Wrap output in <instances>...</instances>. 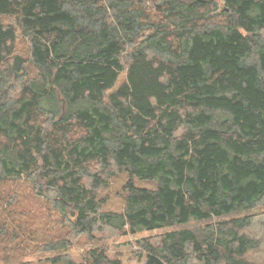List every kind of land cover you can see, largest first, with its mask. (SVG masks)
<instances>
[{
  "label": "trees",
  "instance_id": "16d2710c",
  "mask_svg": "<svg viewBox=\"0 0 264 264\" xmlns=\"http://www.w3.org/2000/svg\"><path fill=\"white\" fill-rule=\"evenodd\" d=\"M222 2L0 0L1 204L25 179L67 233L23 264H123L106 238L160 228L144 264H264V0ZM123 172V211H102ZM13 213L1 261L22 250Z\"/></svg>",
  "mask_w": 264,
  "mask_h": 264
},
{
  "label": "rangeland",
  "instance_id": "374dc122",
  "mask_svg": "<svg viewBox=\"0 0 264 264\" xmlns=\"http://www.w3.org/2000/svg\"><path fill=\"white\" fill-rule=\"evenodd\" d=\"M216 2L219 3V5H223L222 0H216ZM124 76V74L121 76L120 81L124 79ZM129 179V174L123 172L112 180L110 186L101 193L102 196L106 197V202L103 204L102 211H113L116 213L123 211L125 195L124 186ZM133 181L137 187L152 189L157 187L156 180L134 177ZM6 187L10 192L9 194H17L18 204L14 205L11 209H5L4 204H1L2 200H0V219L2 221L12 219L13 211L12 213H9V210L16 209L13 214L16 216L17 214L24 216L23 222L26 227V233H21L24 237L23 241L15 243V245H19L22 250H15L16 247L13 245L14 252L16 253L7 255L5 261L0 260V264L35 263L46 260V257L51 254L37 253L36 249L40 248L41 244L49 241L48 233L54 234L53 236L55 238H60L61 235H67L66 231H62L64 227L61 226L60 216L54 214V212L53 214H50L49 205L46 204L43 199H37L35 190L27 180L23 179L17 182L10 181ZM254 213L264 214V206L251 212V214ZM218 221L219 220H214L213 223H210L211 226L217 224ZM14 226H17V222L14 223ZM206 226V222H192L190 224V227L201 233L204 232ZM173 229L174 228H160L152 231L144 230L136 235H116L106 238L107 240L104 242L107 244L106 248L108 249V254L111 258L118 255L121 257L123 264H144L145 258L138 255V247L136 246L135 241L143 236L159 235ZM257 230L258 228H255V230H252V233L256 234ZM29 239L30 244L33 245L31 251H24V249L28 247ZM93 246L94 244L92 242H88L87 239L81 237L74 241V245L68 250V253H70L72 260L80 263L82 262L85 251Z\"/></svg>",
  "mask_w": 264,
  "mask_h": 264
}]
</instances>
